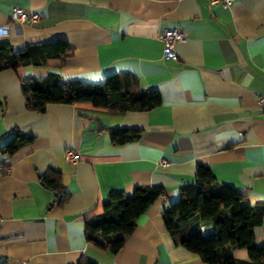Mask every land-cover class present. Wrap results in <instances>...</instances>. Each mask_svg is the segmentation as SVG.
<instances>
[{
	"label": "crops",
	"instance_id": "obj_1",
	"mask_svg": "<svg viewBox=\"0 0 264 264\" xmlns=\"http://www.w3.org/2000/svg\"><path fill=\"white\" fill-rule=\"evenodd\" d=\"M14 8L39 17L13 23ZM166 27L185 33L177 60L162 58L157 36ZM56 39L72 48L60 66L51 58L0 71V166L9 167L0 174V263L77 264L85 255L97 264H207L174 242L161 212L198 164L235 187L244 204L264 202V0H233L227 9L209 0H0V40L16 50ZM120 72L158 91L161 104L116 111L50 103L38 112L22 92L31 76L99 83ZM122 127L140 129L139 139L111 143L110 129ZM16 132L31 138L3 152ZM68 148L79 152L76 163L66 159ZM51 169L68 193L62 203L40 181ZM140 185L168 192L137 218L123 246L110 253L87 242L85 217L101 213L111 193ZM253 234L264 245V221ZM230 251L247 258L244 248Z\"/></svg>",
	"mask_w": 264,
	"mask_h": 264
},
{
	"label": "trees",
	"instance_id": "obj_2",
	"mask_svg": "<svg viewBox=\"0 0 264 264\" xmlns=\"http://www.w3.org/2000/svg\"><path fill=\"white\" fill-rule=\"evenodd\" d=\"M71 53L70 45L61 39L27 43L16 50L9 41L0 40V71L44 65L51 58L59 59L60 66ZM22 92L27 108L38 112L45 111L50 103L89 102L116 111H148L161 104L159 92L139 88L136 75L130 72L109 74L99 83L63 80L54 73L31 76L23 81ZM140 134L137 128H113L109 138L113 144H123L138 140ZM30 138L16 132L1 150L12 154ZM40 181L57 192L59 202L68 198L60 171L48 170L40 175ZM167 192L160 185H140L125 193H111L101 213L85 217L87 242L110 253L117 252L123 246L124 236L133 231L137 218ZM243 202L244 196L235 187L218 182L208 166L198 164L194 180L179 186L177 199L162 209L161 217L174 242L198 254L207 264H264V245H256L253 234L254 227L264 221V202ZM206 221L211 222L210 227L202 224ZM232 248L246 249L247 258L233 257ZM77 264L97 262L82 255Z\"/></svg>",
	"mask_w": 264,
	"mask_h": 264
},
{
	"label": "built area",
	"instance_id": "obj_3",
	"mask_svg": "<svg viewBox=\"0 0 264 264\" xmlns=\"http://www.w3.org/2000/svg\"><path fill=\"white\" fill-rule=\"evenodd\" d=\"M211 4H217L221 7L227 9L229 8L233 0H209ZM38 14L28 13L22 8H14L10 15V20L13 23L23 24L25 22H34L38 19ZM158 39L162 42V58L165 61L177 60L178 54L176 51V44L185 39V33L183 30L178 28H163L158 34ZM258 103L262 112H264V95H260L258 98ZM66 159L71 163H76L80 159V154L73 148H68L65 151ZM161 164H165L164 160L159 161ZM9 172L8 166H0V174H5ZM202 228V227H201ZM0 264H9L7 262H2Z\"/></svg>",
	"mask_w": 264,
	"mask_h": 264
},
{
	"label": "water",
	"instance_id": "obj_4",
	"mask_svg": "<svg viewBox=\"0 0 264 264\" xmlns=\"http://www.w3.org/2000/svg\"><path fill=\"white\" fill-rule=\"evenodd\" d=\"M54 196H55V198H56V196H57V192H54Z\"/></svg>",
	"mask_w": 264,
	"mask_h": 264
},
{
	"label": "rangeland",
	"instance_id": "obj_5",
	"mask_svg": "<svg viewBox=\"0 0 264 264\" xmlns=\"http://www.w3.org/2000/svg\"><path fill=\"white\" fill-rule=\"evenodd\" d=\"M174 202V201H173Z\"/></svg>",
	"mask_w": 264,
	"mask_h": 264
}]
</instances>
